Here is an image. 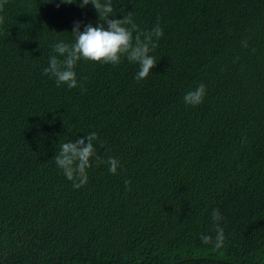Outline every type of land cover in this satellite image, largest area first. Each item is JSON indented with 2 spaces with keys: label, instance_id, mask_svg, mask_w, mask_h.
<instances>
[{
  "label": "trees",
  "instance_id": "1",
  "mask_svg": "<svg viewBox=\"0 0 264 264\" xmlns=\"http://www.w3.org/2000/svg\"><path fill=\"white\" fill-rule=\"evenodd\" d=\"M58 2L0 11V264H264V0H112L140 30L159 22L156 67L137 82L126 59L81 60L74 89L43 69L98 15ZM92 132L120 166L93 159L75 189L54 156Z\"/></svg>",
  "mask_w": 264,
  "mask_h": 264
},
{
  "label": "clouds",
  "instance_id": "2",
  "mask_svg": "<svg viewBox=\"0 0 264 264\" xmlns=\"http://www.w3.org/2000/svg\"><path fill=\"white\" fill-rule=\"evenodd\" d=\"M7 2L8 0H0V11ZM45 2L51 3L53 0ZM73 3H79L81 8L91 4L98 15V21L95 26L92 23L84 24L82 31L81 22H74L71 31L73 42L61 40L53 46L55 54L49 57L48 66L43 69L44 75L53 77L57 87L66 85L69 89H74L78 86L75 68L79 61L117 66L122 59H126L129 63L139 66L134 79L137 82L146 79L157 64L156 58L150 53L158 48V41L163 36L159 22L151 31L140 30L133 20L132 12H128L122 19L112 16L114 10L112 0H59L56 7ZM3 23L4 17L0 16V25ZM242 43L247 47L246 42ZM80 87L83 94L86 89L82 85ZM205 94L206 86L201 83L184 95L183 102L188 106H198L203 103ZM97 140L98 135L95 132L78 137L74 142L61 144L59 152L54 156L57 167L68 180L73 181L75 189H79L86 182L87 169L92 166L93 159L97 166L107 164L110 173H117L120 162L116 158L109 157L105 161L97 156L94 145ZM130 183L125 181L126 187ZM212 218L214 221L222 219L218 209L213 210ZM216 231L215 247L219 248L223 245L225 237L219 224L216 225ZM200 239L205 244L211 242V237L204 234H201Z\"/></svg>",
  "mask_w": 264,
  "mask_h": 264
}]
</instances>
